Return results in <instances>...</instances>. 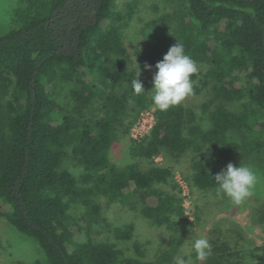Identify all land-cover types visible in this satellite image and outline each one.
Returning a JSON list of instances; mask_svg holds the SVG:
<instances>
[{"label":"trees","instance_id":"1","mask_svg":"<svg viewBox=\"0 0 264 264\" xmlns=\"http://www.w3.org/2000/svg\"><path fill=\"white\" fill-rule=\"evenodd\" d=\"M175 1L172 14L139 27L134 56L124 28L141 0H24L14 10L0 34V248L15 230L48 264H175L188 217L165 161L186 165L199 192H216L214 176L229 163L264 172V0ZM177 41L196 62L193 95L209 94L203 110L214 101L206 126L184 101L167 111L152 103L148 75ZM139 69L145 91L136 95ZM235 102L240 108L226 106ZM150 108L149 132L129 138L125 159L113 160ZM123 210L164 228L170 245L152 259L137 242L127 253L134 224L111 223ZM255 214L264 223V204ZM104 229L112 238L99 239ZM209 241L206 260L191 250L195 264L232 257L229 245ZM244 262L264 264V244Z\"/></svg>","mask_w":264,"mask_h":264},{"label":"rangeland","instance_id":"2","mask_svg":"<svg viewBox=\"0 0 264 264\" xmlns=\"http://www.w3.org/2000/svg\"><path fill=\"white\" fill-rule=\"evenodd\" d=\"M24 4V0H0V34L4 33L10 26L9 19L14 10L24 6ZM175 9H177L175 0H141L136 18L129 21L128 26L124 28L126 43L132 56L141 48L137 33L142 23L154 17L172 14ZM141 18L143 20H140ZM154 74L148 75L151 88H153ZM183 101L188 107H192L196 111L197 118L203 126L208 125L207 117L214 108V101L203 110V104L209 101L207 92L198 95L192 94ZM226 106L230 109H238L240 108V102L226 104ZM139 132L138 126L134 122L129 136L119 141L113 150V160L121 161L125 159L128 139ZM157 160L162 161L161 157ZM165 164L173 166L177 188L172 191L177 192L180 190L184 211L188 217L187 222H181L180 224L179 234L183 235V245L177 251L175 258L180 256L185 260H189L190 264H195L191 255V240L200 236H204L208 240L218 239L231 247L232 257L223 264H240L241 256L247 257L253 247L264 244V223L257 220L255 214V208L264 204V172L258 168L257 164L246 163L255 170L258 181L253 188V194L239 205L232 203L222 193H218L217 190L216 192H199L194 188L192 189L185 180V176L189 173L186 165L179 166L170 164L168 161H165ZM167 189H170V187H167ZM128 222L134 224L135 232L134 239L122 245L127 253L133 250V244L137 242L143 245L147 257L152 259L156 252L170 245V235L166 230L153 226L144 220L137 211H119L111 219L112 225ZM12 235L9 241H3L6 244L0 248V264H33L35 262L48 264L43 251L35 240L15 230H13ZM97 235L99 239H109L111 237L110 230L105 229ZM244 263L253 264L252 262Z\"/></svg>","mask_w":264,"mask_h":264},{"label":"clouds","instance_id":"3","mask_svg":"<svg viewBox=\"0 0 264 264\" xmlns=\"http://www.w3.org/2000/svg\"><path fill=\"white\" fill-rule=\"evenodd\" d=\"M150 69V65H145ZM157 71L153 76L151 100L160 111H167L170 107L179 105L186 97L193 94L192 76L197 73L196 62L186 54L182 43L177 41L169 48L161 61L155 64ZM140 69L131 81L134 94L144 92L142 82L138 79ZM217 192L222 193L232 203L239 205L253 194L258 176L255 170L247 164H227L214 176ZM192 251L196 259L206 260L212 253L210 241L204 237H194L191 240ZM175 264H190L189 260L177 256Z\"/></svg>","mask_w":264,"mask_h":264},{"label":"built area","instance_id":"4","mask_svg":"<svg viewBox=\"0 0 264 264\" xmlns=\"http://www.w3.org/2000/svg\"><path fill=\"white\" fill-rule=\"evenodd\" d=\"M154 121H155V117H154L153 108L142 111L140 113L139 118L135 122L140 132L137 135H134L133 138L148 133L152 125L154 124Z\"/></svg>","mask_w":264,"mask_h":264}]
</instances>
